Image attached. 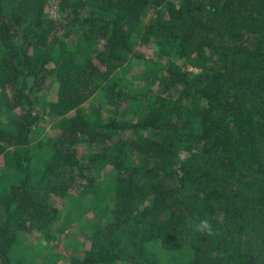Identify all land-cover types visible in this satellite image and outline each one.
Wrapping results in <instances>:
<instances>
[{
    "label": "trees",
    "instance_id": "trees-1",
    "mask_svg": "<svg viewBox=\"0 0 264 264\" xmlns=\"http://www.w3.org/2000/svg\"><path fill=\"white\" fill-rule=\"evenodd\" d=\"M30 252L264 264V0H0V264Z\"/></svg>",
    "mask_w": 264,
    "mask_h": 264
},
{
    "label": "clouds",
    "instance_id": "clouds-1",
    "mask_svg": "<svg viewBox=\"0 0 264 264\" xmlns=\"http://www.w3.org/2000/svg\"><path fill=\"white\" fill-rule=\"evenodd\" d=\"M192 226L199 234L207 235L210 237L215 234L212 224L208 219H201L198 222H195Z\"/></svg>",
    "mask_w": 264,
    "mask_h": 264
},
{
    "label": "rangeland",
    "instance_id": "rangeland-1",
    "mask_svg": "<svg viewBox=\"0 0 264 264\" xmlns=\"http://www.w3.org/2000/svg\"><path fill=\"white\" fill-rule=\"evenodd\" d=\"M50 14H51V16L52 17H58L59 15L57 14V12H56V6H55V3H54V5L51 7V10H50ZM125 67V69H126V67L127 66H124ZM136 68H138V67H136V66H134L133 67V69L135 70ZM48 129V127H46V130ZM76 236H77V234H76ZM33 236H32V234H30V238H32ZM40 241V240H39ZM32 257V254H31V252H30V254H27L26 255V264H38V263H32L33 262V260H32V262H30V259H31V257Z\"/></svg>",
    "mask_w": 264,
    "mask_h": 264
}]
</instances>
